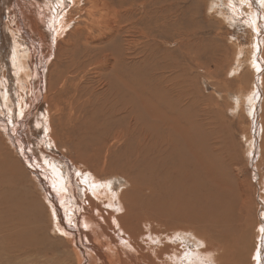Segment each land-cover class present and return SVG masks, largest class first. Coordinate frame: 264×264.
Returning a JSON list of instances; mask_svg holds the SVG:
<instances>
[{
  "label": "bare ground",
  "instance_id": "obj_1",
  "mask_svg": "<svg viewBox=\"0 0 264 264\" xmlns=\"http://www.w3.org/2000/svg\"><path fill=\"white\" fill-rule=\"evenodd\" d=\"M68 1L73 3V8L78 13L79 10L76 8L81 0ZM132 1L136 0H85L84 4L90 5L87 14L91 19V23L85 26L88 34L85 36L83 44L84 47H87V45L91 46L92 43L103 42L104 46L99 49V53H96L94 57L95 60L103 63V67H117L119 65L121 59L120 44L117 41L122 38L126 26L133 28L142 26L144 31L154 18V7H150L152 12L149 9L148 12L143 0H137L142 3V9L136 14L122 10L125 3ZM246 1L252 2L253 0ZM48 2L52 4L49 5V8H53L52 10L57 12V7L60 8L66 0H54L52 2L48 0ZM260 3L263 24L258 21L257 14L254 21L252 9H249L244 3L248 8V21L251 22L249 25L254 32V40H256V42H252L254 50L260 49L259 35L255 36V33H263L264 28V1L261 0ZM35 4L39 21L44 20L45 17H51L48 22L51 23L52 30L54 29L53 34L57 36V34L66 33L67 28L65 25L69 22L66 21L62 24L61 21L58 25H55L57 14L50 9L49 11L43 10L46 7L44 2L41 5L35 1ZM157 4L159 10L156 20L165 21L166 18L170 19V15L165 16L170 9L164 8L161 5L162 3L157 2ZM240 8L238 9L240 10ZM256 10L257 8L254 9V12ZM144 13L147 15L143 16ZM27 18H29V21L33 19L31 12H29ZM148 21L149 24L147 25ZM45 22L47 23V21ZM164 25L154 24L155 27ZM31 28L34 31L37 30L32 27V24ZM91 29L95 30L96 33L90 31ZM104 32L108 35L107 37L103 35ZM91 33L92 36H90ZM164 33L171 45L179 44L178 48L182 47L185 50L187 56L185 66L188 67V71L183 68L179 70L174 68L172 66L173 62L167 63L161 70L160 78L152 80L140 78L134 81L130 76V82L125 85L124 91L112 92L109 88L110 84L106 82L104 86L112 92L115 102L118 103L113 113L119 118L113 119V122L128 121V128L116 130L104 137V160L96 174L86 172V170L75 166L78 171L77 176L86 174V177L90 176L94 180V183H91L83 177L82 193L87 199L88 204H86L88 206H83L84 214L77 216L78 219H83L86 225L88 223L91 227L90 233L86 234L92 240H90L88 249L91 257L88 259L86 257L85 262L81 263V258L86 252L84 254L83 250L77 249L81 245L75 242L77 231L80 228L78 229L70 224L68 226L69 213V217L65 215L67 219L65 221L62 217V211L58 207L55 219L51 217L52 226L55 230L53 233L57 235L61 231L55 221L64 230L69 231L71 237H73L70 243L75 257L71 259L68 256H63L59 263H54L49 254H53L54 245L60 246L61 243L54 241L49 247L43 245L48 241L46 237H43L48 231V226L43 219L41 204L37 203L34 198L22 197L20 192L14 202L18 205L4 207L7 208L6 210L0 209V255H4V257H1L3 264H86L87 260L90 261V259L95 264H264V190L260 193L258 200L262 208L259 211H263L262 218L256 220L257 222H253L250 231L247 228V221L250 219H248L245 209L247 198L244 199L247 196L246 189L248 191L249 187L244 185L238 187L241 190L238 195L235 184L226 177L227 166L223 164L224 167H220L214 164L215 159L220 157L218 163L220 165L222 156H225L229 162L228 168L232 170V167L237 164L235 163L236 153L232 145L226 144L225 140H220V137H223L224 130L220 128L222 124L218 123L221 114L219 115L220 112L217 111L218 107L216 110L215 106L217 104L213 105L214 98L211 95L205 97L201 88L196 85L199 75L200 79L205 77L212 79L217 76L215 68L218 67L219 60L217 58L212 60L213 67H210L211 65L207 67L204 62L200 63V57L207 50V42L204 40L197 42L198 37L195 31H186L181 35V40H186L185 43L175 41L173 33L168 28L164 29ZM15 34H18L16 29H14V32L12 31L13 43L10 64L17 78V86L22 88L24 87L22 84L28 83V77L32 74L27 58L32 56V53L31 49L26 45L24 46L22 39L20 40V37L16 38ZM94 34H97V36H93ZM145 40L149 41L148 39ZM261 43L264 47V38H262ZM32 46L34 48V43H32ZM128 47L132 48L134 52L138 47V41L128 45ZM197 49H201L198 55ZM173 52V49H169L167 60ZM134 56L140 59L137 55ZM134 56L129 54L125 57V60ZM91 58L92 55L88 57V59ZM214 61H216V64ZM141 62H145V59L142 58ZM259 62L260 60L256 56L254 63H257L260 70L261 64ZM189 71L196 72L197 76L193 77ZM74 72L67 76L68 79L62 75L57 78L59 79L57 80V96L62 95L65 92V85H71L72 80L76 78L77 71L76 74ZM218 72L216 73L218 74ZM262 77L261 75L260 78ZM106 80H109V78H106ZM131 82L134 83L129 86ZM2 88L4 89V86ZM74 89L75 91L69 100L72 101L71 105L74 106L72 111L77 112L76 107L82 101V97L78 95L81 88L77 84ZM255 90L259 93V97L264 93V91L261 92L258 85ZM0 95L1 99L2 97L5 99L2 100L3 103L8 101L7 91L3 94L0 93ZM76 96L77 100L75 99ZM58 100L56 103L54 99H50L48 106L50 111L51 109H57L56 113L61 114L63 108L60 107ZM263 103L264 101L259 105L264 110ZM18 107H22L21 103ZM251 107L253 109L251 111H254L255 115L258 105L253 104ZM76 114L71 112L69 115L72 117ZM257 119L258 117H256V121H253L252 127L255 131L253 133L258 136L259 126V138L261 140L259 143L253 140L252 147L250 146L251 151H249L255 162L264 157V118L260 119V125H258ZM42 120L44 119L41 117L37 125H41ZM4 124H6L5 121L0 120V126ZM70 127H72V124L65 130V134L69 133ZM5 129L4 131H6ZM47 131H49V137L55 144V141H57L54 138L56 132L51 129L49 118L48 125L45 126V132L47 133ZM85 133L90 136L88 137L90 140L93 139L94 133L91 129H87ZM253 133L246 137V141H251V135L254 137ZM78 139L79 141H86L83 138ZM94 156L96 167L92 169L98 168L100 162L99 156L97 154H94ZM11 161L13 160H9L8 152L4 150L2 145L0 147V203L6 201L7 196L13 190L11 184L15 185L16 181L24 183V179L18 176L19 172L23 173L22 170L14 165L15 161H13L14 163ZM44 162L45 167L50 171V176L53 178L51 180L53 186L50 189L56 192L57 196L61 194L60 192H67L64 185L65 179L63 178L64 168L60 165L55 166L51 160ZM105 166H108V174L119 173L120 178L127 179L128 173L131 180V183H128L129 188L115 193L114 189L110 192L108 186L101 185L100 182L105 183L110 179V176L105 174ZM8 168L14 169L13 176L7 174L9 173ZM111 168H117L115 173L110 171ZM35 173L37 172L35 171ZM45 189L48 191L50 199L54 201L53 194L47 188ZM239 196H243L244 200H238ZM127 198L134 205L131 210L128 209ZM237 200L239 202L235 209L233 204ZM97 202L105 204L109 209L107 215L103 217L104 223L100 222L96 213L98 212ZM32 205L34 210L31 209ZM229 207L231 209L228 210ZM64 210L68 211V208H64ZM69 211L71 210L69 209ZM145 211H147V214L144 215ZM27 212H30L29 215H33L36 225L32 224V227H29L24 221H21L20 224L16 220V223L6 216L10 215L15 219L17 214ZM5 219H9V224ZM191 220L198 224L197 227L191 228ZM232 224H235L234 228H236V232H233L234 235L228 233ZM4 229L8 231L15 230V233H10V238L5 239L9 240L8 243L2 242V239L9 235L6 234L9 232L5 233L3 231ZM255 229L258 231L257 233H255ZM28 231L31 233H27ZM81 232L80 234L84 236V233ZM120 233L126 238L123 239ZM60 234L62 233L60 232ZM159 235L166 237L167 241L159 248H150L143 244L144 240L149 244H154L156 239L153 240V238ZM22 236H27L25 237L26 241H20ZM247 239L252 240L250 247L246 246ZM176 242H180V245H176ZM257 246L259 247L255 250ZM5 249L8 250L9 254L8 252L6 255L2 253ZM45 249H50V253L40 255L41 252H45ZM84 249L86 251V248ZM81 253L82 257L80 256Z\"/></svg>",
  "mask_w": 264,
  "mask_h": 264
},
{
  "label": "rangeland",
  "instance_id": "obj_2",
  "mask_svg": "<svg viewBox=\"0 0 264 264\" xmlns=\"http://www.w3.org/2000/svg\"><path fill=\"white\" fill-rule=\"evenodd\" d=\"M35 1L41 5L43 2L44 5H50L48 0ZM35 1L0 0V93L3 94L7 91L9 96L8 101L3 103L2 100L5 99L3 97L1 99L0 95V120L6 123L0 126V147L3 145L4 150L8 152L9 160L15 161V163L11 162L22 170L23 173L19 172L18 176L24 179V183L16 181L15 185L11 184L13 190L7 196L6 201L0 203V209L18 205V203L14 202L20 192L22 197L34 198L37 203H40L41 211L44 215L43 219L48 226V231L43 236L48 241L43 245L49 247L54 241L61 243L60 246L54 245L53 254H49L54 263H59L63 256H68L71 259L75 257L70 243L73 237H71L69 231L67 232V229L64 230L55 221L62 234L60 232L59 234L56 233L57 235L53 233L55 230L53 229L54 226H52L51 217L55 219L56 211L59 207L65 221L67 220L65 215H68V213L70 215L67 225L76 226L78 229L80 228V232L84 233L81 232L84 235L82 236L77 231L75 239V242L81 245L77 249L83 250L84 254L86 252L81 258V263L85 262L86 257L87 259L91 257V253L89 254L88 252L91 239L86 235L90 233L91 227L88 223L86 225L83 219H78L77 216L84 214L83 206H88L87 199L82 193L83 177L87 178L91 183H94V180L90 176L86 177V174L77 176L78 171L75 166L86 170V172L96 174L104 160V137L116 130L128 128V121L113 122V119H118L119 117L113 113L118 103L115 102L112 92L117 90L124 91L125 85L130 82V76L134 81L140 78L143 80L160 78L163 67L167 63L172 62L174 68L178 70L183 68L188 71V67L185 66L187 63L185 50L182 47L178 48L179 44L171 45L166 39L167 36L164 33V29L168 28L173 33L174 40H178L180 43H185L186 40H181V35L186 31H195L198 37L196 39L197 42L200 40L207 42V50L200 57V63L204 62L207 67L210 65V67H213L212 60L216 58L219 60L218 67L215 68L216 72L219 71L218 74L215 72L217 76L212 79L207 77L200 79L198 74L199 79L196 85L201 88L205 97L211 95L214 98L213 105L217 104L214 106L216 110L217 107L219 108L217 111L218 113L220 112L219 115L221 114L220 122L218 121V123L222 124L220 128L224 130V134L222 133L223 137H220V140H225L226 144L232 145L236 153L235 163L237 164L232 167V170H229V162L225 156H222L220 165L218 164L220 157L215 159L214 164L220 167L227 166L226 177L235 184L238 195L241 191L239 190L241 186L249 187L248 191L246 189L247 196L244 199L247 198L245 209L248 219H250L247 221V228L251 231L253 222L262 218L263 214V211H259L262 208L258 200L260 193L264 190V157L255 162L249 151H251L253 140H256L254 142L257 143L261 140L259 138V126L258 136L254 134L253 121H256V117H258L257 123L260 125V119L264 118V110L259 105V103L261 104L264 101V93L259 97V93L255 90L258 85L261 92L264 91V89L262 90L264 88V47L261 43L262 38H264V28L263 33H255V36L259 35L258 41L260 42V49H256V52L254 44H252L256 40H254V32L249 25L251 22L248 21V8L245 4L249 9H252L254 21L258 16V21L263 24L260 11L261 0H253L252 2L246 0H143L147 6V11L149 9L152 12L151 8L154 7L152 22L150 24L149 21L147 22V25H149L144 31L142 26H136L135 28L126 26L122 38L117 41L120 44L121 59L119 65L108 68L103 67V63L94 59L96 53H99V49L104 46L102 41L84 47L83 42L88 34L85 26L91 23V19L87 14L90 5H85V0H81L78 3L76 8L79 10L78 13L74 10L73 3L68 0L59 9L57 8L58 17L55 19V25H58L61 21L62 24L66 21L69 22L65 25L67 28L66 33L57 34V36L53 34L54 29L52 30L51 23L48 22L51 17L47 18L44 16V20H38ZM157 2L162 3L161 5L164 8L170 9L169 13L165 14L167 17L170 15V19L166 18L165 21L156 20L159 10ZM239 7H241L240 10L238 9ZM256 8L257 10L254 12ZM52 9L51 11L55 12ZM141 9L142 3L137 0L125 3L122 8V10L133 14L140 12ZM29 12L33 15L31 21L27 18ZM145 13L143 16L147 15ZM155 23L159 25H164L165 23V25L155 27ZM31 24L37 30L34 31L31 28ZM14 29L18 31V34H15L16 38L20 37V40L22 39L24 42L23 45L28 46L32 53V56L27 57L28 66L32 74L28 77V83L22 84L24 85L22 88H18L17 78L10 64L13 43L12 31L14 32ZM90 31L96 33L93 29ZM103 35L105 37L108 36L105 32ZM90 36H92V33ZM93 36H97V34ZM137 41L138 47L133 52V49L128 47V45ZM31 42L34 43V48ZM169 49H173L174 52L167 60ZM200 52L201 49H197V55ZM129 54H132V56L137 55L140 59L134 56L125 60V57ZM91 55L92 58L88 59ZM256 56L261 62H259L261 64L260 70L257 63H254ZM142 58L145 59V62H141ZM86 60L88 61L86 62ZM214 63L216 64V61ZM76 71L77 76L72 80L71 85L66 84L65 92L57 96V80H59L57 78L60 75L63 77L70 76L71 72L76 74ZM189 73L193 77L197 76L196 72L189 71ZM261 75L263 76L262 78H260ZM106 78H109V80H106ZM61 80L63 79L61 78ZM106 82L110 84L109 88L112 92L104 86ZM133 83L131 82L129 86H132ZM77 84L81 88L78 95L82 97V101L76 107L77 112H74L72 111L74 106L71 105L72 101L69 99L74 93V87ZM3 86L4 89L2 88ZM50 99H54L56 103L59 99L60 107L63 108L61 114L56 113L57 109H51L50 111L48 106ZM75 99H78L77 96ZM19 103H21V108L18 107ZM253 104L258 105L255 115L254 111H251L253 110L251 107ZM71 112L77 114L71 117L69 115ZM47 116L50 120L51 129L56 132L54 137L57 140L55 141L56 145L50 139L49 131L45 132V126L48 125ZM41 117L44 120L41 121V125H37ZM70 124H72V127H70L69 133L65 134V130ZM87 129H91L94 133L92 140L85 133ZM250 133H253L254 137L251 135V141L248 142L246 137ZM78 138H83L86 141H79ZM94 154L99 156L100 161L96 169H92L96 167ZM48 160H51L55 166L60 165L64 168L63 178L65 179L64 185L67 192H60L61 194L59 193L60 195L58 196L56 192L50 189L53 186L51 183L53 178L50 176L48 168L45 167L46 164H44V161ZM223 164L225 165L222 166ZM105 168V174L110 176V179L105 183L100 182L101 185L108 186L110 192L114 189L115 193L129 188L128 183H131V180L128 173L127 179L120 178L118 176L120 175L119 173L108 174V166H105ZM116 169L111 168L110 171L115 173ZM8 172L7 174L13 176L15 171L12 168H8ZM231 186L233 185L231 184ZM45 188L53 194L54 201L50 199L49 193H47L48 191ZM259 189L261 190L259 191ZM242 197L239 196L238 200L241 201ZM238 200L233 204L235 209L239 202ZM127 201L128 209L131 210L134 205L130 203L128 198ZM96 204L98 207V212L96 213L100 222L104 223L103 217L107 215L109 209L100 202ZM64 208H68V211H65ZM31 209L34 210L33 205ZM229 209L231 208L229 207ZM29 213H19L15 219L10 215L6 216L9 219L11 218V221L16 223L18 221L20 224L21 221H24L27 226L32 227V224L36 225V221L33 219V215H29ZM145 214H147V211L144 212ZM9 219H5L7 224H9ZM197 225L192 220L190 221L191 228H195ZM234 226L235 224H232L229 227V234L234 235L233 232H236ZM146 230L149 231L148 228ZM3 231L5 233L9 232L6 233L9 235L2 239L3 243H8L9 240L5 239L10 238V233H15V230L8 231L4 229ZM257 232V229H255V233ZM27 233L31 232L28 231ZM120 236L123 239L126 238L122 233H120ZM25 237L27 236H22L20 241H26ZM155 239L154 244H149L146 240H144L143 244L150 248H159L164 242H167L166 237L161 235L153 238V240ZM128 242L130 241L128 240ZM251 243L252 240L247 239L246 246L250 247ZM176 245H180V242H176ZM84 248H86V251ZM50 251V249H45V252H41L40 255L50 253ZM7 252L8 250L5 249L2 253L6 255ZM80 256L82 257V253ZM1 257H4V255H0V264H3ZM86 264L95 263L90 259V261L87 260Z\"/></svg>",
  "mask_w": 264,
  "mask_h": 264
},
{
  "label": "crops",
  "instance_id": "obj_3",
  "mask_svg": "<svg viewBox=\"0 0 264 264\" xmlns=\"http://www.w3.org/2000/svg\"><path fill=\"white\" fill-rule=\"evenodd\" d=\"M48 3H49V2H48ZM49 4H51V3H49ZM51 5H52V4H51ZM51 5H50V6H51ZM45 6H46V7H45ZM45 6H44L45 8H44L43 10H48V11H49V9H50L49 7H50V6H49V5H45ZM46 8H48V9H46ZM54 8H55V6H54ZM57 8H59V7H57ZM50 10H51V9H50ZM53 12H54V11H53ZM57 12H58V9H57ZM57 12H54V13L57 14ZM56 16L58 17V14H57Z\"/></svg>",
  "mask_w": 264,
  "mask_h": 264
}]
</instances>
